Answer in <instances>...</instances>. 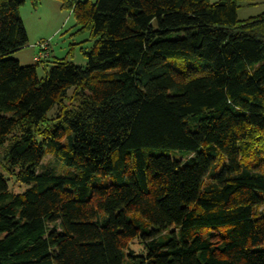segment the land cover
<instances>
[{
    "label": "trees",
    "instance_id": "1",
    "mask_svg": "<svg viewBox=\"0 0 264 264\" xmlns=\"http://www.w3.org/2000/svg\"><path fill=\"white\" fill-rule=\"evenodd\" d=\"M55 1L94 44L38 78L0 0V264H264V12Z\"/></svg>",
    "mask_w": 264,
    "mask_h": 264
},
{
    "label": "rangeland",
    "instance_id": "2",
    "mask_svg": "<svg viewBox=\"0 0 264 264\" xmlns=\"http://www.w3.org/2000/svg\"><path fill=\"white\" fill-rule=\"evenodd\" d=\"M79 1L94 3L96 0ZM208 1L213 3L218 0ZM261 1L255 6H250L251 3H254L253 0L240 2L237 9V19L244 21L261 14L264 11V0ZM19 15L27 32V44L9 58L18 59L22 66L33 65L36 63L35 60H40L36 68L38 78H44L48 67L53 62L61 59H66L76 66L85 67L86 58L83 52L91 50L94 42L88 32L77 31L78 27L73 14L66 9H62L59 2L41 0L33 8L29 0H24ZM39 43L43 44V47H39ZM42 163L43 165H53V159L45 157ZM8 187L13 193L24 190L23 187L18 186L12 180H9ZM141 248L137 240L129 244V249L136 254L142 253L143 249Z\"/></svg>",
    "mask_w": 264,
    "mask_h": 264
},
{
    "label": "crops",
    "instance_id": "3",
    "mask_svg": "<svg viewBox=\"0 0 264 264\" xmlns=\"http://www.w3.org/2000/svg\"><path fill=\"white\" fill-rule=\"evenodd\" d=\"M253 2H254V3H251L250 6H253V5L255 6V5L259 4V3L262 2V1H261V0H253ZM263 12H264V11H263ZM263 12H262V13H263ZM26 34H27V32H26ZM36 58H37V57H36ZM15 59H16V58H15ZM16 60L18 61V59H16ZM37 60H38V59H37ZM35 61H36V60H35ZM18 62H19V61H18Z\"/></svg>",
    "mask_w": 264,
    "mask_h": 264
},
{
    "label": "built area",
    "instance_id": "4",
    "mask_svg": "<svg viewBox=\"0 0 264 264\" xmlns=\"http://www.w3.org/2000/svg\"><path fill=\"white\" fill-rule=\"evenodd\" d=\"M38 46H39V47H43V44H40V43H39Z\"/></svg>",
    "mask_w": 264,
    "mask_h": 264
}]
</instances>
